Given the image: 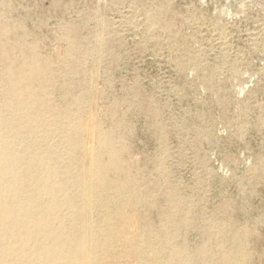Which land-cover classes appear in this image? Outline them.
I'll return each instance as SVG.
<instances>
[{
  "label": "rangeland",
  "instance_id": "obj_1",
  "mask_svg": "<svg viewBox=\"0 0 264 264\" xmlns=\"http://www.w3.org/2000/svg\"><path fill=\"white\" fill-rule=\"evenodd\" d=\"M0 21L47 63L54 106L120 139L142 183L135 227L165 230L175 193L190 223L174 244L217 256L213 219L264 264V0H0Z\"/></svg>",
  "mask_w": 264,
  "mask_h": 264
},
{
  "label": "bare ground",
  "instance_id": "obj_2",
  "mask_svg": "<svg viewBox=\"0 0 264 264\" xmlns=\"http://www.w3.org/2000/svg\"><path fill=\"white\" fill-rule=\"evenodd\" d=\"M4 22L0 264H246L243 238L228 234L225 225L213 219L204 230L218 240V257L209 240L191 251L185 242L174 244L179 226L190 223L186 215L177 219L189 202L175 193L167 194L165 230L135 227L126 206L143 201L142 183L125 164L120 139L93 118L53 105L45 86L51 82L47 63L31 43L10 42L11 25ZM72 50L67 53L71 59ZM74 101L81 104L83 97Z\"/></svg>",
  "mask_w": 264,
  "mask_h": 264
}]
</instances>
